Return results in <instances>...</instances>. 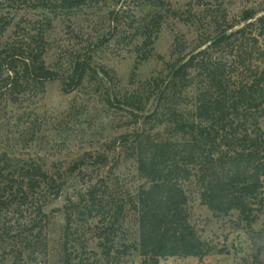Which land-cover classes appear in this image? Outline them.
Wrapping results in <instances>:
<instances>
[{
	"label": "rangeland",
	"instance_id": "rangeland-1",
	"mask_svg": "<svg viewBox=\"0 0 264 264\" xmlns=\"http://www.w3.org/2000/svg\"><path fill=\"white\" fill-rule=\"evenodd\" d=\"M33 1L0 0V50L43 51L47 66L68 83L76 63L88 57L100 73H88L78 87L57 79L15 96L1 91L0 264H64L67 253L76 262L144 264L134 202L146 180L135 140L161 141L175 132L161 125V109L150 118L143 113L160 106L161 86L179 58L205 49L230 25L254 22L264 0H166L163 6L107 0L56 16ZM246 12L255 16L245 21ZM149 33L152 44L145 41ZM228 55L223 47L213 54ZM257 56L246 63L251 70ZM259 120L264 131V114ZM29 166L47 170L53 186L21 194L3 188L1 172L18 180ZM184 187L190 222L215 251L202 260L168 256L159 264H264V210L249 224L238 211L225 215L204 204L196 176ZM104 244H115L110 255Z\"/></svg>",
	"mask_w": 264,
	"mask_h": 264
},
{
	"label": "trees",
	"instance_id": "trees-1",
	"mask_svg": "<svg viewBox=\"0 0 264 264\" xmlns=\"http://www.w3.org/2000/svg\"><path fill=\"white\" fill-rule=\"evenodd\" d=\"M106 1L34 0L32 4L49 9L56 16L72 9L80 12ZM114 1L122 3V0ZM143 1L163 6L166 0ZM254 16L253 12H246L243 18L249 21ZM251 27L256 28L252 38L254 49L247 42ZM234 28L230 25L224 29L205 49L179 58L161 86L157 97L160 106L150 114L143 113L150 118L161 109V125L175 132L173 138L161 141L135 140L138 172L146 180L137 203L134 202L139 212L137 247L144 264H159L161 258L168 256H195L202 260L215 251L190 222L184 184L194 176L203 203L215 212L228 215L238 211L252 224L264 210V131L259 120L264 114V13L254 22ZM152 36V33L146 35V43L152 44ZM40 39L46 41L44 32ZM222 47L229 58L213 56ZM255 53L258 62L251 70L246 63ZM90 72L100 73V70L90 57L79 60L68 83L58 71L47 66L43 51L10 55L8 46L0 50V93L5 89L12 96L24 93L30 86L43 89L46 82L57 79L78 87ZM104 73L106 77L108 73ZM189 90L194 99L191 104L185 102ZM21 171L18 180L11 173L1 172V178L6 180L3 188L10 185L11 190L21 194L54 184V177L42 167L29 166ZM123 209H118V213ZM29 226L34 232L35 220ZM104 246L107 255L115 249V244ZM64 264L115 263L97 259L76 262L67 253Z\"/></svg>",
	"mask_w": 264,
	"mask_h": 264
}]
</instances>
